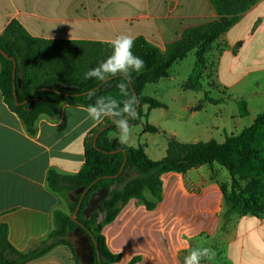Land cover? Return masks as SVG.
Returning <instances> with one entry per match:
<instances>
[{
	"label": "crops",
	"instance_id": "obj_1",
	"mask_svg": "<svg viewBox=\"0 0 264 264\" xmlns=\"http://www.w3.org/2000/svg\"><path fill=\"white\" fill-rule=\"evenodd\" d=\"M14 19L41 39L109 42L129 34L165 50L186 29L215 21L218 14L210 0H0V36ZM216 46L209 71L220 99H210L209 105L224 107L219 111L226 122L219 130L225 142L227 135L239 134L264 112V0L247 10ZM241 101L247 115L239 109ZM229 103L238 108L228 112ZM201 106L190 102L184 109ZM85 108L65 103L56 117H41L31 133L0 90V227L7 226L8 240L20 252L50 234L56 210L66 211V202L48 185L49 172L79 173L86 138L111 121L93 125ZM153 110L143 106L146 120ZM213 137L212 133L208 141ZM134 142L131 138L129 147L142 145ZM149 142L143 146L152 160L166 157L169 141L163 150ZM197 142L201 141L193 143ZM161 180L162 199L155 209L131 199L104 226L108 248L121 255L113 264H130L134 258H138L134 264H183L188 252L201 246L215 251L201 264H264V212L238 217L223 227V188L232 181L227 169L217 163L201 165L185 174L166 172ZM26 264H75V260L69 246L59 245Z\"/></svg>",
	"mask_w": 264,
	"mask_h": 264
},
{
	"label": "trees",
	"instance_id": "obj_2",
	"mask_svg": "<svg viewBox=\"0 0 264 264\" xmlns=\"http://www.w3.org/2000/svg\"><path fill=\"white\" fill-rule=\"evenodd\" d=\"M258 1L210 0L218 19L186 29L165 50L142 36L135 38L133 52L145 61V67L140 74H132L128 89L129 97L140 101L138 118L131 120L130 124H139L146 117L144 105H148L149 110L166 108L164 103L143 92L147 85L169 77L172 66L187 58L193 50L196 51V68L183 87L201 91V80L204 71L209 70L210 55L216 49L218 40ZM0 51L9 57L0 53V90L5 102L20 116L31 133L35 132L41 117H56L65 103L87 107L94 104L99 95L129 98L120 96L117 87L121 82L119 76L103 84L83 78L87 70L96 67L111 54L109 42L41 39L30 35L14 19L0 36ZM10 58L17 65L15 87L14 61ZM54 84L58 87H52ZM91 92H95V95L90 98ZM37 97H41V100L31 104ZM240 104L242 114L247 115L245 102L241 101ZM144 131L155 133L158 130L147 123ZM116 132L112 121L92 130L85 141V163L79 173L66 175L52 170L48 174L50 189L67 203L72 213L80 204L75 219L65 211L56 210L50 234L26 252H20L11 245L7 226L2 225L0 264H26L59 245L69 246L75 264H83L73 245L66 240L68 233L76 229L87 235L93 250L92 264L118 262L121 255L108 248L102 232L104 226L114 221L131 199L140 200L149 210L155 209L162 199V174L171 171L185 174L201 165L217 163L231 175L230 187L223 188L221 218L224 229L238 217L247 214L259 216L264 212V112L258 114L253 124L239 134L227 135L223 143L209 140L186 144L172 139L168 143L166 157L161 160H152L143 145H120L116 135H111ZM102 189H107L108 193L99 202L101 213L95 209L86 215L85 210L90 206L92 196ZM72 194L76 195L75 202L71 200ZM137 260L134 258L130 264Z\"/></svg>",
	"mask_w": 264,
	"mask_h": 264
},
{
	"label": "rangeland",
	"instance_id": "obj_3",
	"mask_svg": "<svg viewBox=\"0 0 264 264\" xmlns=\"http://www.w3.org/2000/svg\"><path fill=\"white\" fill-rule=\"evenodd\" d=\"M196 62V51L193 50L189 53L187 58L176 62L172 66L168 78L162 79L159 84H150L145 88V95L161 101L166 105V108H156L150 113L148 120L143 118L141 123L131 125V138L135 141L134 144L136 146L139 144L143 145L149 140L151 146L155 147L157 150H163L167 142L171 139L175 138L185 143H193L196 139L205 142L208 141L212 133L216 141L219 143L224 142L223 131L219 130L223 123L226 122V120H224V114H221L219 111L223 110L224 107H220L218 103L211 107L209 105L210 99L215 101L220 99V94L216 89V83L212 77V73H210L209 70H206L207 72L204 71L206 75L203 76L201 80L203 89L199 92H194L193 90L183 87V84L193 74L196 68ZM190 102L194 104V106L202 105V108L184 109L185 105ZM238 106L239 109L242 110V106ZM238 106L235 103H229L228 112L236 110ZM147 123L156 127L158 131L155 133H145L142 128L145 127ZM111 135L114 136L116 133ZM71 200L73 202L77 200L75 194L71 195ZM96 209L98 213H101V208L99 206ZM65 212L73 217V213L69 210L67 203ZM86 239L88 240L85 232L78 229L69 232L68 236H66V240L73 245L82 263L92 264L93 262H87L85 260V254H81L79 251V246L83 245V240Z\"/></svg>",
	"mask_w": 264,
	"mask_h": 264
},
{
	"label": "clouds",
	"instance_id": "obj_4",
	"mask_svg": "<svg viewBox=\"0 0 264 264\" xmlns=\"http://www.w3.org/2000/svg\"><path fill=\"white\" fill-rule=\"evenodd\" d=\"M111 54L96 67L84 73L85 80H95L101 84L108 82L117 76L121 77V82L117 87L121 97H129V86L132 74H140L145 61L134 54L135 38L129 34L117 35L109 41ZM91 96L95 92H91ZM135 97L117 99L114 96H96L95 103L88 105L84 111L86 119L92 121L93 125L103 123L105 119H110L117 129L116 139L122 146H130L132 137L131 120L138 118ZM215 256V251L211 247H196L188 252L184 257L183 264H201L202 261H210Z\"/></svg>",
	"mask_w": 264,
	"mask_h": 264
},
{
	"label": "water",
	"instance_id": "obj_5",
	"mask_svg": "<svg viewBox=\"0 0 264 264\" xmlns=\"http://www.w3.org/2000/svg\"><path fill=\"white\" fill-rule=\"evenodd\" d=\"M0 53H2L6 58H9L8 55L5 54L4 52L0 51ZM10 59H12L14 61L13 80H14V87H15L16 86V84H15V77H16V73H17V65H16V62H15V60L13 58H10ZM52 87L56 88L58 86L56 84H54V85H52ZM15 99L17 100V94H16V92H15ZM39 100H41V97L35 98L30 103L31 104H35ZM27 102L28 101H26V103ZM137 105H138V109H137V111H138L139 108H140V101L139 100H137ZM98 135L99 134H97L94 137V146H96V141H97ZM125 163H126V160L124 161V163H123V165H122V167L120 169V173L123 171L124 166H125ZM107 193H108V190L107 189H102L99 192H97L96 194H94L92 196L91 200H90V204H89L90 206L85 210V214L86 215H89L90 213H92L93 211H95V209L99 206L100 200L104 199L107 196ZM79 209H80V204L78 205V207L74 211L72 219H75L76 215L78 214ZM88 259H89V262H93L94 261L93 250L91 252H89Z\"/></svg>",
	"mask_w": 264,
	"mask_h": 264
},
{
	"label": "flooded vegetation",
	"instance_id": "obj_6",
	"mask_svg": "<svg viewBox=\"0 0 264 264\" xmlns=\"http://www.w3.org/2000/svg\"><path fill=\"white\" fill-rule=\"evenodd\" d=\"M87 241H88L87 239L86 240H83V245H80L79 246V251H80L81 254L82 253L85 254V260L87 262H89L88 254H89V252L92 251V249H91V247L89 245V242H87Z\"/></svg>",
	"mask_w": 264,
	"mask_h": 264
}]
</instances>
